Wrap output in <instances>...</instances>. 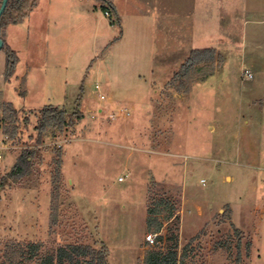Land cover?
I'll return each instance as SVG.
<instances>
[{
  "label": "rangeland",
  "instance_id": "374dc122",
  "mask_svg": "<svg viewBox=\"0 0 264 264\" xmlns=\"http://www.w3.org/2000/svg\"><path fill=\"white\" fill-rule=\"evenodd\" d=\"M110 1L113 25L97 0L38 1L9 29V81L0 50L12 145L0 151V264L28 243H102L109 264H142L159 246L145 241L147 208L162 200L178 209L184 264H264V0ZM204 48L214 61L172 83ZM49 105L82 118L37 144ZM24 149L37 151L32 173L6 179Z\"/></svg>",
  "mask_w": 264,
  "mask_h": 264
},
{
  "label": "trees",
  "instance_id": "16d2710c",
  "mask_svg": "<svg viewBox=\"0 0 264 264\" xmlns=\"http://www.w3.org/2000/svg\"><path fill=\"white\" fill-rule=\"evenodd\" d=\"M102 3V11L109 13L110 22L113 25L118 23L116 13L110 0H97ZM2 0H0L1 4ZM38 0H8L5 10L0 16V39L3 42L1 50L6 57L5 63V80L9 81L14 75L18 57L4 41V30L9 25H17L23 22L30 11L35 7ZM113 16L116 17L114 20ZM214 49H194L180 70L173 76L172 83L177 80L186 79L189 82L195 81L192 75L196 67L202 63L210 64L214 61ZM198 70V69H197ZM206 72L203 80L214 74L212 69ZM199 72V71H198ZM6 112L13 117L16 111L11 104L4 105ZM39 118L34 127L36 131V143L41 144L46 135L61 132L63 129L74 125V122L80 121L82 116L77 114L76 117H67L65 113L53 106H45L39 110ZM27 121V119H25ZM25 121V123H27ZM3 135L11 139L6 128H2ZM14 134V133H13ZM59 153V150H58ZM36 149H24L18 156L10 172L5 176L6 179L16 182L32 173L33 158L36 156ZM1 188V185H0ZM163 214V215H162ZM160 216H162L160 218ZM165 223H169L166 233L162 234V228ZM179 213L175 205H169L162 200L147 208V217L145 228L148 232L156 234L153 244L158 243L154 249L147 251L143 257L142 264H184L185 254L178 253L179 245ZM157 241V242H156ZM147 243V242H146ZM151 244V245H153ZM5 259L1 264H27L34 261L36 264H109L108 248L104 244L83 245V244H66L55 248L45 250L41 243H28L25 245L15 244L8 249Z\"/></svg>",
  "mask_w": 264,
  "mask_h": 264
},
{
  "label": "built area",
  "instance_id": "2783aa9c",
  "mask_svg": "<svg viewBox=\"0 0 264 264\" xmlns=\"http://www.w3.org/2000/svg\"><path fill=\"white\" fill-rule=\"evenodd\" d=\"M105 15L106 16H109V13L108 12H105ZM243 77L246 79V80H250L252 79V75L249 71H244L243 73ZM12 149V145H11V140L4 135L3 139L0 140V151H9ZM1 158V156H0ZM203 182V181H202ZM153 235H147L145 237V241L149 244H153V241H154V238L152 237Z\"/></svg>",
  "mask_w": 264,
  "mask_h": 264
},
{
  "label": "crops",
  "instance_id": "0c3cea01",
  "mask_svg": "<svg viewBox=\"0 0 264 264\" xmlns=\"http://www.w3.org/2000/svg\"><path fill=\"white\" fill-rule=\"evenodd\" d=\"M38 1H40V0H38ZM112 4V3H111ZM61 6H64L63 4H60ZM60 6V7H61ZM112 7H113V9H114V11H115V13H116V15H117V12H118V10H117V7H115L113 4H112ZM32 12V11H31ZM30 12V13H31ZM62 12V11H61ZM29 16V14L27 15V17ZM26 17V18H27ZM25 18V19H26ZM24 19V20H25ZM23 20V21H24ZM55 21V19L52 17V22H54ZM57 23H59V22H57ZM57 23L56 24H54V25H57ZM18 25V24H17ZM10 27H11V25H9V26H7L6 28H5V30H4V41H5V43H6V39L8 38V32H9V29H10ZM8 46V45H7ZM9 47V46H8ZM10 48V47H9ZM11 49V48H10ZM15 52V51H14ZM16 69V68H15ZM14 75H15V72H14ZM14 75L12 76V78L14 77ZM18 80H22L24 77H25V74H24V72L23 73H20L19 75H17V76H15ZM50 106V105H49ZM45 107V106H44Z\"/></svg>",
  "mask_w": 264,
  "mask_h": 264
},
{
  "label": "water",
  "instance_id": "95a60500",
  "mask_svg": "<svg viewBox=\"0 0 264 264\" xmlns=\"http://www.w3.org/2000/svg\"><path fill=\"white\" fill-rule=\"evenodd\" d=\"M7 1H8V0H2V3H1V5H0V16L2 15L3 11L5 10V7H6V4H7ZM2 46H3V42H2V40L0 39V50H1Z\"/></svg>",
  "mask_w": 264,
  "mask_h": 264
},
{
  "label": "flooded vegetation",
  "instance_id": "af4514ba",
  "mask_svg": "<svg viewBox=\"0 0 264 264\" xmlns=\"http://www.w3.org/2000/svg\"><path fill=\"white\" fill-rule=\"evenodd\" d=\"M1 3H2V2H1ZM0 5H1V4H0ZM6 5H7V4H6ZM32 10H33V9H32ZM32 10H31V11H32ZM31 11H30V12H31Z\"/></svg>",
  "mask_w": 264,
  "mask_h": 264
}]
</instances>
